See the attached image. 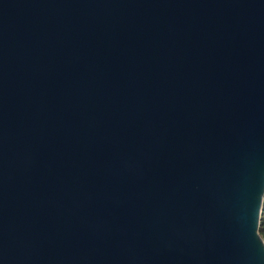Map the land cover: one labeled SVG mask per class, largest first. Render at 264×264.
I'll return each mask as SVG.
<instances>
[{
    "label": "water",
    "instance_id": "1",
    "mask_svg": "<svg viewBox=\"0 0 264 264\" xmlns=\"http://www.w3.org/2000/svg\"><path fill=\"white\" fill-rule=\"evenodd\" d=\"M264 0H0V264H264Z\"/></svg>",
    "mask_w": 264,
    "mask_h": 264
},
{
    "label": "trees",
    "instance_id": "2",
    "mask_svg": "<svg viewBox=\"0 0 264 264\" xmlns=\"http://www.w3.org/2000/svg\"><path fill=\"white\" fill-rule=\"evenodd\" d=\"M259 234L264 239V203H263V213H262L261 223L259 227Z\"/></svg>",
    "mask_w": 264,
    "mask_h": 264
},
{
    "label": "rangeland",
    "instance_id": "3",
    "mask_svg": "<svg viewBox=\"0 0 264 264\" xmlns=\"http://www.w3.org/2000/svg\"><path fill=\"white\" fill-rule=\"evenodd\" d=\"M262 239H263V237H261ZM263 241H264V239H263Z\"/></svg>",
    "mask_w": 264,
    "mask_h": 264
}]
</instances>
